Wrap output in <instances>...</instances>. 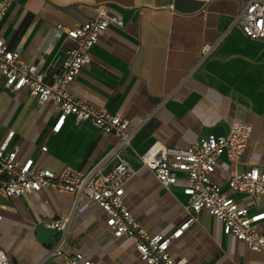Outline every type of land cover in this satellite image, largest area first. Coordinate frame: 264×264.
Instances as JSON below:
<instances>
[{"label": "crops", "instance_id": "1", "mask_svg": "<svg viewBox=\"0 0 264 264\" xmlns=\"http://www.w3.org/2000/svg\"><path fill=\"white\" fill-rule=\"evenodd\" d=\"M246 3L11 0L0 23V38L20 51L24 63L36 64L50 79L59 73L66 52L75 47L66 34L55 36L57 26L83 25L102 5L122 16L124 28L110 26L100 36L70 91L95 108L139 125L131 148L121 155L135 171L124 200L151 234L170 235L178 229L187 201L184 181L169 192L142 165L139 157L154 145L187 149L206 135H224L234 121H242L251 126L252 135L241 164L228 167L220 162L213 178L227 190L232 170L264 169V41L250 40L234 26ZM206 45L214 48L202 58ZM56 120L54 105H38L27 90L13 95L0 74V143L14 133L11 146L20 149L21 158H34L39 167L56 173L66 166L88 171L117 142L115 135L73 117L53 133ZM117 161L111 160L107 169ZM5 206L0 227L6 222L27 233L38 227L50 231L49 223L72 215L66 254L81 253L94 264H145L130 239L115 241L110 236L104 211L89 199L76 208L73 195L46 188L12 198ZM53 245L35 236L0 241L12 264H55L47 260ZM170 252L180 264H264V249L251 251L223 235L220 223L206 213L173 241Z\"/></svg>", "mask_w": 264, "mask_h": 264}, {"label": "built area", "instance_id": "2", "mask_svg": "<svg viewBox=\"0 0 264 264\" xmlns=\"http://www.w3.org/2000/svg\"><path fill=\"white\" fill-rule=\"evenodd\" d=\"M10 6L11 0H0V23ZM110 26L124 28L125 23L119 13L106 5L100 6L96 17L83 25L71 29L57 26L55 36L66 34L75 47L66 52L59 73L50 79L36 64L24 63L20 51L10 48L0 38V74L7 88L13 95L27 90L38 105H54L57 120L53 133H59L68 118L73 117L79 123H90L103 134H113L117 138L106 155L88 171L66 166L56 173L39 167L34 158H21L20 149L11 146L14 133H9L0 143V222L6 211V201L49 188L73 195L76 208L84 199L97 204L105 213L110 236L115 241L130 239L145 264H180L171 255V245L185 230L198 225L203 213L220 223L223 235L244 243L251 251L263 250L264 169L253 166L240 172L233 168L227 190L213 178L220 162L228 167L241 164L252 135L251 126L242 121H234L224 135H206L187 149L156 144L139 157L165 190L172 191L179 180L185 182L182 187L187 198L183 205L185 219L173 233H149L128 210L125 187L134 178L135 171L121 155L131 148L139 125L132 126L130 121L106 109L95 108L70 91V85L90 62L91 49ZM234 26L248 39L264 41V0H247ZM213 48L206 45L202 58ZM41 152L46 153L47 148L42 147ZM113 159H118L117 163L107 169ZM71 220L72 215L47 225V229L55 231L59 238L47 260L56 261L55 264H94L81 253H65ZM0 264H12L1 247Z\"/></svg>", "mask_w": 264, "mask_h": 264}, {"label": "rangeland", "instance_id": "3", "mask_svg": "<svg viewBox=\"0 0 264 264\" xmlns=\"http://www.w3.org/2000/svg\"><path fill=\"white\" fill-rule=\"evenodd\" d=\"M52 112L51 106L46 109V113ZM209 226V224H206ZM32 233H31V232ZM35 234V235H34ZM12 236H25L34 237L40 242L52 241L54 244L59 240L55 231H45L41 227H38L34 231L28 230V233L21 229L20 225H7L6 222L0 227V241H6L12 239ZM53 246L50 247V250Z\"/></svg>", "mask_w": 264, "mask_h": 264}]
</instances>
